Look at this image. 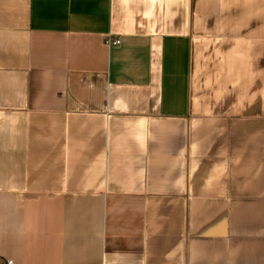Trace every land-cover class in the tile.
<instances>
[{"label": "crops", "instance_id": "crops-1", "mask_svg": "<svg viewBox=\"0 0 264 264\" xmlns=\"http://www.w3.org/2000/svg\"><path fill=\"white\" fill-rule=\"evenodd\" d=\"M9 261L264 264V0H0Z\"/></svg>", "mask_w": 264, "mask_h": 264}, {"label": "built area", "instance_id": "built-area-1", "mask_svg": "<svg viewBox=\"0 0 264 264\" xmlns=\"http://www.w3.org/2000/svg\"><path fill=\"white\" fill-rule=\"evenodd\" d=\"M120 42H121L120 40H109L110 45H119ZM8 264H12V262L9 261Z\"/></svg>", "mask_w": 264, "mask_h": 264}]
</instances>
